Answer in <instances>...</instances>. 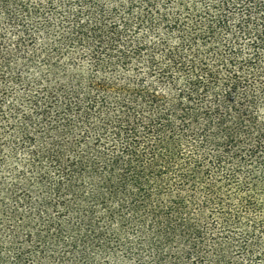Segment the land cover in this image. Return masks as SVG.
Wrapping results in <instances>:
<instances>
[{
	"label": "trees",
	"instance_id": "1",
	"mask_svg": "<svg viewBox=\"0 0 264 264\" xmlns=\"http://www.w3.org/2000/svg\"><path fill=\"white\" fill-rule=\"evenodd\" d=\"M0 264H264V0H0Z\"/></svg>",
	"mask_w": 264,
	"mask_h": 264
}]
</instances>
